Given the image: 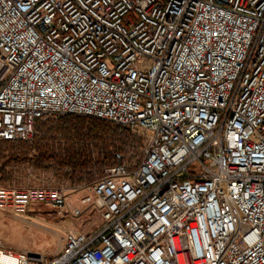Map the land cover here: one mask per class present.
<instances>
[{
	"label": "built area",
	"instance_id": "2783aa9c",
	"mask_svg": "<svg viewBox=\"0 0 264 264\" xmlns=\"http://www.w3.org/2000/svg\"><path fill=\"white\" fill-rule=\"evenodd\" d=\"M63 116L138 143L70 194L0 172V212L102 222L0 264H264V0H0V142Z\"/></svg>",
	"mask_w": 264,
	"mask_h": 264
},
{
	"label": "rangeland",
	"instance_id": "374dc122",
	"mask_svg": "<svg viewBox=\"0 0 264 264\" xmlns=\"http://www.w3.org/2000/svg\"><path fill=\"white\" fill-rule=\"evenodd\" d=\"M68 117L71 116L59 118ZM59 118L47 119L39 123H47L51 126L57 123ZM108 126L118 128L120 130L119 132L122 133L128 132L129 135L134 138V142L138 143V137L131 134L129 131L111 124H108ZM118 136L112 142L102 141L97 144L89 142L87 146L89 149L98 146L99 148H104V150L109 153L122 151L119 150L120 142ZM126 149L123 150V152H125ZM31 154L35 153L31 152ZM93 154L95 156V151H93ZM6 157L7 154L6 151H4L0 156V168L2 167L4 169V175L1 173L3 175L2 183L4 185L20 188L38 187L58 189L65 191L67 194L97 180L106 168V166L103 167L101 172H97L94 168L89 169L88 171L90 174H96L93 180L89 181L83 179L81 182L77 183L69 178L70 169L66 166H57L52 163H47L46 167L48 170H42L34 167L31 161H29V158L19 163L9 162L7 165H4L3 162ZM79 197L75 196L71 198L72 204L77 206ZM101 224V218L97 213H84L81 217L74 218L71 216L70 212H63L57 215L49 208L43 206L34 208L33 212L21 218L15 217L8 212H0V245L13 252L25 251L36 257L42 258L44 261L45 259L50 260L53 255L59 251V238L64 231L75 230L82 234H90L99 229Z\"/></svg>",
	"mask_w": 264,
	"mask_h": 264
},
{
	"label": "trees",
	"instance_id": "16d2710c",
	"mask_svg": "<svg viewBox=\"0 0 264 264\" xmlns=\"http://www.w3.org/2000/svg\"><path fill=\"white\" fill-rule=\"evenodd\" d=\"M39 122H36L31 142L0 143V156L4 151L7 154L4 165L9 162L19 163L29 158L34 167L42 170H48L47 163L68 167L69 178L77 183L83 179L92 181L96 174L92 175L88 170L94 168L101 172L103 167L112 165L113 156L98 146L89 149V142H112L119 133V150L123 151L134 143V138L128 132H119L118 128H112L108 123L92 118H59V121L51 126ZM0 169L4 175V169Z\"/></svg>",
	"mask_w": 264,
	"mask_h": 264
}]
</instances>
